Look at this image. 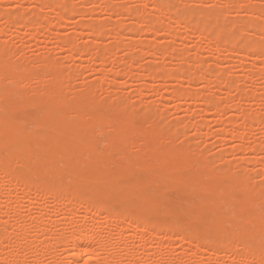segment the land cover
I'll return each instance as SVG.
<instances>
[{
  "label": "bare ground",
  "instance_id": "obj_1",
  "mask_svg": "<svg viewBox=\"0 0 264 264\" xmlns=\"http://www.w3.org/2000/svg\"><path fill=\"white\" fill-rule=\"evenodd\" d=\"M80 1H83L82 5L88 1L92 4L90 12L95 11V8H99L111 15L118 14L117 12L120 7H122L120 11L124 9L125 13H127L126 9H128V7L123 8V5L119 6L120 2L117 3V0ZM31 2L38 9V12L33 13L32 17L27 15L30 18H27L26 14L10 12L0 5V20L2 17L5 18V20L3 19L5 23H3V29L6 27L5 25L7 27L11 25H16L17 27L19 25L17 29L19 27L28 29L30 30L27 32L29 35H38L39 31L42 32L43 29L46 32L40 34H43L41 42L48 41L50 34H53L54 41L58 43V47L70 53L65 60H74L73 55L78 54L92 64L99 62L101 66H104V64L108 65L112 61L111 57L115 56L112 50L115 49L116 53L118 46L123 47L121 44L128 37L124 36L121 32L124 29L123 25L125 26L122 23V27L117 25L118 29L117 27L112 28L116 29L115 31L111 29V31H114L111 32L114 34L111 36H114L113 38L116 40L113 42L114 48L109 47L111 45L95 46L91 42L92 39L100 40L101 37L104 38L103 35L108 33L107 27L109 26L107 25L109 24L104 23L101 19L96 18L94 20L93 17L91 21L80 22L79 26L77 25L78 28L81 27L80 29L85 31L81 33L77 32L80 40L81 36L84 35L88 38L86 39L87 42L75 43L70 36H59L60 32L58 29L62 27L61 22H64V24L70 22L72 15H74H70V13H73L77 4L80 3H76V1L74 5L71 0H31ZM149 2L152 3L151 6L153 5L154 10L156 9L159 15H154L155 17L152 20L150 19L151 22L149 24L144 19L147 15L144 12L146 9H143L146 8L143 3L139 5L140 7L135 4L138 6L134 5L136 9L133 6V9L129 7L128 19L132 18L138 21V23L134 21L136 27L134 25L131 27L126 25L127 28L125 29L130 34L132 32L141 33L144 29L143 27H146L145 29L150 27L151 29L154 24L164 21L162 17L172 19L174 16H171V12L178 10V6H176L178 0H165L163 6H166L167 9L159 4V0ZM242 2L246 3V5L241 4ZM220 3L222 5L211 12L204 10H191L189 12V10H186L183 14V10L181 12L183 14L181 19L185 23L193 24V27H189L188 24V27H186L187 25L184 26L182 24L185 28L184 34H196L204 39L203 41L205 42L212 40L217 42L222 41L223 38H227L228 41L226 42H230L229 45L231 46H225L228 43L221 45L218 42L219 49H225L228 52L236 51L235 53L239 54L240 57H247L250 52L256 50L255 52H260L261 57L264 58V42L259 39L260 37H264V6L261 8V12L258 11V13L255 5L259 3L257 0L255 4L254 0H223ZM100 4L104 6L102 5L103 7H101ZM80 5L78 6L79 9H81ZM169 7L170 9L177 8L170 11ZM227 9L243 10L248 19L246 21L242 19L241 22H238L242 24L234 25L230 29L218 27L222 24V19H225V14L228 12ZM81 10L84 11V8ZM75 11L77 12L78 10L75 9ZM87 11L82 13L83 16ZM47 13L53 14L54 17L46 19ZM78 13L76 15H82ZM178 13L180 14V11ZM83 16L81 17L83 18ZM132 19L131 21L129 20L131 23L133 22ZM146 19L149 20V18ZM107 20L110 21V19ZM127 21L126 23L130 25L131 23ZM183 21L181 23H184ZM136 24H138V27ZM21 25L23 26L21 27ZM75 25L73 24L74 27H76ZM111 27L113 26H110L109 29ZM145 29L143 32L146 33ZM159 31L160 29L157 30V32ZM3 32L5 33V31H0V35ZM155 32V30L152 32L154 36L157 35V33L156 35L154 34ZM4 33L0 36V264L20 263L23 258L21 250L22 248L26 250V247L30 252L27 259L28 264H41L45 256L48 257L49 262L57 264L60 262L63 254L65 257H68V264H115L119 257L118 253H109L105 248L101 253L93 246V244L99 243L101 245L103 242L107 244V242L112 241L110 229L106 230L103 229V226H99L100 230L98 232L94 230V221L97 218H102V216H106L109 220L113 221L122 231L139 229L140 232L149 233L152 238L164 237L167 245L165 262L163 264H171V260L179 258L173 256V238L177 233L179 235L180 232L179 230L175 232L174 227L177 226L184 230H190L192 223L204 229V237L200 241L193 233V235L185 234L186 236L184 234L182 236L181 234V237H179L181 240L179 247L182 248V252L188 257H195L197 254H201L200 252H204L206 253V260L211 264H218V260L226 255L229 256L228 264H264V244L261 245L264 239L261 238L263 242L260 239V244H255L256 248H259L258 250L256 248L253 249V244L249 246L252 243L250 240L254 237V233L259 238L264 236V227H261L264 225V220L261 219L260 215V218L254 217L258 216V212L256 213L257 215L253 214L254 216L251 215L252 213H249L252 206L258 205L254 208L255 211L251 212L255 213L259 210L258 207L260 206L261 208H259L263 212L259 210V213L264 214V194L261 197L262 199L259 194L258 196L254 195L257 194L254 190V194H251L252 189L248 188L245 183L247 176L236 175V170L239 169V166L241 167L243 162L242 159L240 165L236 161L237 159H234L230 164H224L222 158L217 157L216 161H219L218 163L222 162L221 164L223 165L219 164V167H212L206 156L190 153L187 147L188 141L183 140L184 138L182 139L183 144L180 147H177L179 143H172L171 138L173 135L171 134V136L169 132L173 131V126H171L172 129L168 128L171 130L169 132H159V130H156L159 125L157 124V127L153 126L150 118V115L152 116L154 111L146 110L142 115L143 118L139 121L136 117L137 115L135 116V114L129 112L123 104L118 103L115 105L116 102L113 101L114 104H111L115 106L105 105V98L97 97V91L100 90L99 80L93 84H87L86 82V84H82V90L79 93H71L67 84L68 79L71 77L69 73L71 69L67 71L65 67L63 68L60 60L51 58L48 54L38 53L35 56L33 55L29 60L13 59V54L17 52L16 48L13 49L8 43L3 41V38L1 39ZM167 33H169V37L171 36L170 38L175 35V33L172 35V32L170 33L169 31ZM111 36L110 38H112ZM148 43L147 41L146 44L149 45ZM150 44L152 45V43ZM156 45L152 46L151 53H147L155 55L161 52V50L159 51L160 46L157 43ZM194 46L196 47V45ZM140 47L142 46L140 45ZM170 49L174 50L171 47ZM176 50L179 52L178 48ZM183 51L185 53L186 50L183 49ZM180 52H182L181 49ZM161 53L163 54V52ZM184 53L182 55L185 56H181V58H188L189 54L186 56ZM126 54L128 55L127 52ZM180 55L181 53H179V58ZM72 57L74 59H71ZM126 58L121 64L122 68L123 64L127 68L134 67L133 63L135 62H133L132 58ZM195 60L197 59L195 58ZM195 60L194 62L196 63ZM199 63H201V67L205 65L202 64V60ZM199 63L196 64L198 67L200 66ZM138 66L144 69L143 71H146V74H152L151 76L158 83L164 85L171 78L174 80H185L186 78L188 84L207 80V69L202 70L203 67L201 74L198 75L196 73V76L193 74L194 69L196 70L195 64V67L193 66L194 68H192L193 72H191L192 70H185V72L180 67L179 69L177 68L178 70L171 71L170 69L150 64ZM207 68L209 70V66ZM144 72H142L143 77L151 80L152 77H147ZM259 72L257 71V73ZM215 73L217 74L218 71ZM252 75L254 74L252 73ZM252 75L250 72V76ZM218 76H213V79L216 78L217 80ZM227 78L228 80L224 78L227 82L222 79L223 86L221 84L219 85L221 87H217L219 90H225V92H219L226 93V96L229 94L231 97H225V102L220 101L221 105L217 102L218 100H215L214 102L217 104L214 107H211V102L215 98H213L215 92L211 91L207 96L200 91H191L189 87H175L172 90L170 88V92L172 93L171 95L182 96L186 100H193L197 105L198 103L203 104L202 102H206L208 107L206 106L207 108L203 109L204 113L212 111L214 114H220L226 111V108H235L236 110L238 106L230 102L236 98L240 99L243 97L244 91H246L239 84V86L237 84L233 85L236 82L232 83L231 78L230 80L229 77ZM112 83L115 84L117 82L113 81ZM31 84H34V87H31ZM25 87L26 89H24ZM250 92L248 91L249 95H247L246 91L244 98L248 96V98L252 99L251 97L254 96V99L256 93L251 94ZM227 98H231L232 101L230 100L229 102ZM223 102L225 104L230 103V107H224L225 104ZM39 110L44 112L46 117L54 114H56V117L53 121L46 123V128L41 129V132H43L42 136L36 137L30 133L33 131V129L30 130V126H28L30 132H27L25 125L33 118L36 111ZM200 110L201 108L199 109V113ZM186 111L189 112L188 109ZM243 112H241L242 116L241 114V117L239 116L240 123L233 120L225 121L227 125L231 124V127L229 130H225V134L222 132L224 136L218 134L220 137L237 138L242 142L238 148L233 147L234 151L239 148L242 152H245L246 149H251L257 155L256 151L264 152V141L261 142L255 138L252 141L250 140L251 142L248 141V145L245 146L247 141L246 135L255 130L253 129L254 124L259 125L256 128L257 130L260 129L262 131L261 128L264 129V116L257 112H248L246 110ZM144 118L146 126L142 124ZM147 119L150 120L148 121ZM137 121H139L138 124H136ZM147 121L152 126L147 124ZM225 122L221 123L222 126L226 125ZM195 123H193L194 126L190 124L192 125L190 127H193L194 131H196L194 132L195 135L197 133L199 135L202 128L206 129L204 127L206 125L202 123L203 126L199 122ZM186 126L187 124L184 128ZM161 127L162 129L160 128V130H163L164 127L162 125ZM175 131L173 133L176 135L178 132L177 130ZM226 133L229 137H225ZM101 135L104 136V140L107 142V147L104 150L98 148V137H101ZM140 140L142 145L140 144ZM136 145L137 150L130 151V148H134ZM138 148H142L141 152ZM138 152L140 154L136 155ZM260 154L258 155L259 157L255 156V159L253 158L254 155H251L253 156V161L252 159L249 161L263 163L264 156ZM245 161L247 163L248 159ZM21 169L22 171L24 170V173L31 172L40 176L42 178L41 182L36 184L34 181L32 183L27 180V182H22L21 184L19 181L15 183L16 180H19L15 175ZM23 178H25V175ZM50 179L54 180L53 183L55 182L56 186L54 185L55 188L53 190H51L52 188L49 189V191L51 190L49 197L52 202L54 201L57 204V208L52 212H48L43 207L38 209L37 214H34L35 216L33 215L32 217L29 210L32 205L31 199H27L23 208H21L20 196L17 192L19 190H21L19 193L35 191L37 195L47 193L44 191H46L45 189H47L46 186ZM18 186L20 187L17 188ZM153 186L155 188H152ZM10 189H14V192ZM256 191L258 193L261 192L258 189ZM79 195L84 197V200L81 202ZM252 195L256 198L258 197L261 201L256 198H253L256 202L251 201ZM258 201L260 204H257ZM74 204H78L81 207L78 213L73 208ZM187 204H193L194 208L188 215L189 219L186 220L182 218V213L186 209ZM112 207H118L119 212H109L108 209ZM230 213H234V215L232 216ZM3 216H6V220L2 218ZM11 219H13V226L15 227L9 231L10 229L8 228L10 226L8 223L12 221ZM14 219L17 220V224ZM98 223L101 225V222ZM226 223H229L230 226L228 225V227L232 228L231 230L234 229L240 233L235 234L231 230L232 233L228 232L225 226ZM10 225L13 227L11 223ZM160 225L162 227L159 228ZM26 229H33L31 231L33 233L26 236ZM39 236L43 237L38 239ZM249 237L251 239H249L250 244L248 243V247L246 246L245 239L247 240ZM256 238L252 240L255 241ZM259 238L256 241L259 242ZM77 239H79L80 243L72 246ZM121 239L124 238L122 237ZM243 241L246 243L245 245ZM5 244H7V250L3 249V247H6ZM259 245L260 247H257ZM261 246L263 250L260 249ZM57 247H60L61 252L57 253L55 251ZM143 250L142 261L144 264L151 262L155 264L161 263L159 262L160 245L154 246L152 250L149 248H143ZM132 259L135 261L134 264H136L135 258L132 257Z\"/></svg>",
  "mask_w": 264,
  "mask_h": 264
},
{
  "label": "rangeland",
  "instance_id": "obj_2",
  "mask_svg": "<svg viewBox=\"0 0 264 264\" xmlns=\"http://www.w3.org/2000/svg\"><path fill=\"white\" fill-rule=\"evenodd\" d=\"M76 1L71 0V2H73L74 5L76 3H80L81 5L83 4V1H80V0L79 1L76 0ZM149 1L153 2V0H141V1L140 0H121V1L117 0V3L120 2L119 3L120 5L118 4L119 6L123 5V8L128 7V9L125 8L127 10V13H125L126 11H123L124 9L122 11H120V9H122V7H120L118 12H117L118 14L115 13V14H111V15L108 14L107 12L103 11V10H100L99 8H95L94 9L95 11L90 12V10L92 8V4L89 1H88L89 3L87 2L88 4L84 3V5H82L84 8V11L81 10V9H83L82 6L80 4H77V6H76L77 8L75 7V9L78 10L77 11V12H79L78 14H80V13L82 14L83 12L85 13V11L88 10L86 12V14H84V16H83V14L82 15H76L77 12L74 9V12L70 13V15L74 14L71 17L70 22H68L67 24H64V22H61L62 27H60V28L58 27L59 29L57 28L58 31L60 32L59 36H61V37L70 36L72 38L73 42H75V43L87 42L86 39H88V38L85 37L84 35L81 36L82 38L80 40L79 34L77 32L81 33V32H85V31L81 30L80 29L81 27L78 28L77 25L80 22L91 21L93 17H94L93 18L94 20L96 18L101 19V21H104V23L109 24L107 26H109V27L113 26L110 29H109V27H107L109 29V31L107 29V32L108 33L110 32L109 33L110 35L108 33H105V35H103L104 38L101 37L100 40H93L92 39L91 42L95 46L111 45L109 47L114 48L115 45L113 46V42L116 40L113 38L114 36H111V35H114L111 32H114L116 29L114 30L112 28L117 27V29H118V26L122 27V23L125 24V26L123 25V28H124L123 31H121L124 36H126V37L128 36L127 39H125L123 42V44L125 43L124 44L125 46L123 44H121V46H123V47H119L120 46L119 45L117 48L119 50L116 49V53H115V49L112 50V51H114L113 55H115V56L110 54L113 56V57H111L113 62L110 61V63L112 62L111 64L106 63L108 65L104 64V66H101V64H99V62L92 64L87 59L85 60V58L83 56H79L78 54L73 55V57L75 59L73 57L71 59H74V60H69V59L65 60V58H68L67 55L69 56L70 53L67 50H65V49L62 50L58 47V43L56 41H54L55 38H53V34H50V36H49L50 38L48 41L41 42V39L43 38L42 35L46 32V31H43V29H42V32L39 31L38 35H35V34L29 35V33H27V32L30 30L25 29L24 27L23 28L19 27V29H17V27L19 25H17V27H16V25L15 26L11 25L12 27L11 26L7 27V25H5L7 27V29H5L6 27L3 29L4 24H5L4 23V20H5L4 17H2V19L0 20V31H5L6 34L3 32L4 36H2L1 39L3 38V41L8 43L9 46H11L13 49L16 48L17 52L15 54H13V56H12L13 59L29 60L32 58L33 55L35 56L38 53H42V54H48L51 58H57L58 60H60L62 65H63V68L65 67L67 69V71L69 69H71L69 71L71 77H70V79H68L67 84H68V88H69L70 92L73 94L77 93V92L79 93V91L82 90V84H86V82H87V84H93L99 80L100 81V90L97 91V97L98 98H105V100H104L105 105H108V104L112 105V104H114V102H116L115 105L118 103L123 104L126 106V109L129 112L135 114V116L137 115L136 117L139 119V121L141 120V118H143L142 115L146 110H152V112L154 111L152 113V116L150 115V118H151V121L153 123H156V124H153L151 122V124L153 126L157 127V124L159 125L156 130H159V132H162V131H168L169 132V131H171L169 129H172L171 126H173V129H172L173 131L169 132L170 135L171 134L173 135V136L171 135L172 136V138H171L172 143L173 142H174L173 144L179 143V145H177V147H180L183 144L182 143L183 140H187L188 141L187 147H188V150L190 151V153L191 154H202V155L206 156L209 164L212 167H219L220 165H223V164H221L222 162H224V164H227V163L230 164L234 159L235 160L237 159L236 161H238V163L240 165L241 161L243 160L241 167L239 166L238 167L239 169L236 170V175L237 176L246 175L247 180L245 181V183H246V186L248 188L252 189L251 194H254V191H255L257 194H254V195L258 196V194H259L260 198H261L262 195L264 194V193H262V192H264L263 191V188H264V161H263V163L252 162L253 158L255 159V156L259 157L258 155L261 153V151H258V152L256 151V153H258L257 155L255 154V152H252L254 150H251V149L250 150L246 149V151L248 150V152H246V151L242 152V150H240V148L238 150L234 151L233 149L238 148L242 144V142L240 140H238L237 138L230 139V137L227 135V133H226L225 137H229V138L220 137L219 134L222 135V132H223V134H225V132H226L225 130L226 129L229 130V128L231 127V124L227 125V123L225 121L233 120V121L240 123L241 121H240L239 116H240L241 112H243L244 110H246L248 112H257V113L262 114L264 116V58L261 57L260 52H255L256 50L250 52L247 57H244V56L240 57L239 54L235 53L236 51H234V52L229 51L228 52L225 49H219L220 48V46H218L219 43L221 45L228 43L225 46H231V45H229L230 42H226V41H228L227 38L226 39L223 38L222 41H217V42L215 40L205 42V41H203L204 39L200 38L196 34H193V35L192 34H190V35L184 34L185 28L183 27V25L186 26L188 24L189 27H193V24L185 23L181 19L183 14L186 12V10L187 11L189 10V12H191V10H202V11L204 10V11L211 12V11L218 9L219 6L222 5L220 3V1L223 2V0H215V1H210V0H178V2L176 4V6H178L177 11L178 12L180 11V14H181V12L184 10L183 14L180 15L177 11L171 12L172 13L171 16H174V17H172V19L168 18V17H162L164 21H162V19H161V21H162V22L160 21L161 23H156L157 25L154 24V25H156V27H154V25L152 26L151 29H150V27H148L147 29H145L146 27H143L146 30V33L143 32L144 31V29H143L141 31V33L132 32L131 33L132 35H131L129 33V31L127 29H125V28H127L126 25L128 27H131L132 25H134V27H136L135 22L138 23V21H137V19L135 21V19L131 18L133 22L135 21L134 23L133 22L131 23L130 22L131 19H128V17H129L128 10L130 9L129 7H131L132 9L134 7L136 9V7H138L139 5H141L143 3L146 7V8H143V9H146V10H144V12L147 15L146 16L145 14H143L144 16H146V17H144V19H145V21H147L150 24V22H151L150 19L152 20L153 17L157 16L158 12L156 11V9L154 10L153 5L151 6L152 3H150ZM74 2H76V3H74ZM164 2H165V0H162V1L159 0V4L163 8L164 7L166 8V6H163ZM255 2H256V0H254V4H255ZM257 2H259V3L255 4L256 5V11L261 12V8L264 6V4H263L264 0H261V1L257 0ZM135 4H137L138 6ZM241 4H244V2H242ZM0 5L5 7V9H7L10 12H13L16 14H20V13L26 14L27 18L32 17L33 13L38 12V9L36 7H34V4L31 2V0H0ZM79 5H80L81 9H79V7H78ZM102 5H101V7L104 6V5L103 6ZM245 5H246V3L244 4V6ZM242 6H240V7H242ZM85 8H86V10H85ZM176 8L177 7H174V9H176ZM169 9H170V7H169ZM174 9L171 8L170 11L174 10ZM227 10H228V12H226V14H225V19H222V21H221L222 24L219 25L218 27L230 29L234 25L242 24V23H240V24L238 23V22H241L242 19H243V21H246L248 19V16L246 15L245 11H243V10L242 11L239 9H238V11H236V9H227ZM120 12H122V13L119 14ZM173 13H175V14H173ZM177 13L179 14V16ZM27 15H29L30 17H28ZM51 15H53V14L47 13L45 18L46 19L53 18L54 15L53 16H51ZM81 16H83V18ZM146 18H149V20ZM107 19H110L111 23ZM127 19H128V21H127ZM114 21H115V23H114ZM126 21L130 22L131 24L129 25L128 23H126ZM182 21L184 23H181ZM73 24L74 25L76 24L75 25L76 27H74ZM162 24H164V25H162ZM136 25L138 27V24H136ZM188 25L186 27H188ZM22 26L23 25H21V27ZM14 27H16V28H14ZM156 28H158V29H156ZM111 29L114 31H111ZM148 29H150L149 31L154 29L156 31L154 34L156 35V33H157V35L154 36L152 33L154 30L149 32V31H147ZM159 29H160V31L157 32V30H159ZM6 30H9V31H6ZM137 30H139V29H137ZM165 30L167 32L169 31L170 33L172 32V35H174L173 33H175V35L172 36V38H170L171 36L169 37L168 36L169 33H167ZM212 31H214V30L212 29ZM41 33H43V34L40 35ZM138 33H139V35H138ZM147 33H150V34H147ZM108 35H109V37H108ZM110 36L113 38V40H112V38H110ZM259 39L262 42H264V37H260ZM140 41H142V42H140ZM147 41L149 42L148 43L149 45L146 44ZM143 42H144V44H143L144 46L142 45ZM21 43H23V44L20 45ZM150 43H152V45ZM156 43L160 46L159 51L161 50V52H163V54L161 52H158L155 55L150 54L151 50H152L151 49L152 46H155ZM182 44H184V45H182ZM140 45L143 48L140 47ZM150 45H151V47H150ZM194 45H196V47ZM147 46L150 48H148ZM197 46L199 49L197 48ZM170 47L174 48V50L176 52L173 49H170ZM177 48L179 49V52H178V50H176ZM180 49L182 50V52H180ZM183 49L186 50L185 53H184ZM130 50H131V52H129ZM147 50H149V51H147ZM126 52L128 53V55L126 54ZM132 52L135 53L136 55L134 54L135 55L134 56ZM147 52H150V53L148 54ZM186 52H188L187 54H189L188 58L185 57V59L184 58L182 59L181 58V56H183L182 53L186 54ZM179 53H181L180 58L178 57ZM187 54H186V56H187ZM194 54H196L199 57H197ZM136 56H140V57H136ZM193 56H195V57H193ZM126 57L132 58L133 62H135V63H133L134 67L132 66V68H127V66H125L123 64V68H122L121 64L124 62V59H127ZM195 58L197 60H195ZM179 59L180 60L182 59V60L180 61ZM134 60H136V61H134ZM183 60H184V62H183ZM194 60L196 61V63L194 62ZM200 60H202L203 65L205 64L204 66H202L203 69L200 65L201 63H199ZM214 60H217V61H214ZM80 61H81V63H80ZM198 63L200 65L199 67H198V65H196ZM145 64L146 65L150 64L152 66L153 65L154 66H161V67L170 69L171 71L178 70L180 67L181 70H184V71L185 70H188V71L192 70L191 72H193L192 68H194L196 66L195 67L196 70L194 69V72H193V74H195V76H196V73L198 75L201 74V69L202 70L207 69V72L208 71L209 72L207 73L205 71L206 72V79H207L206 81L202 80V81H197V82L192 83V84H188L186 78H185V80H183V79L182 80H179V79L174 80L171 78L168 80V82H165V85H164L162 83L161 84L158 83L156 81V79L154 80V78L151 76L152 74L148 75L145 73L146 71L145 72L143 71L144 69H142L139 66L137 67V65L141 66V65H145ZM187 64H188V66H187ZM194 64H195V66H194ZM208 66H209V70L207 68ZM127 69H129V70H127ZM140 70H142V71H140ZM219 70H220V73L222 71L221 75L219 73ZM217 71L219 74L215 73ZM257 71L258 72L260 71V72L257 73ZM142 72H144L147 75V77H152L153 79L151 78V80H150L148 78L149 80H147V78L143 77ZM250 72H251V75L253 73L254 75H256V77H254V75L250 76ZM210 73H212L214 77H216V75H219L217 80H216V78L213 79V76ZM146 75H144V76H146ZM227 77H229V80L231 78V80L233 81V82L231 81L232 83L236 82L233 85L237 84V86H239V85L242 86L241 88H243L244 90L247 91V95H249L248 91L249 92L251 91L250 92L251 94L256 93L255 98L253 99L254 96L251 97L252 99L248 98V96H246L247 98H244V96L246 95L245 94L246 91H244L245 92L243 94L244 96L241 97L240 99L236 98L232 101L231 98L230 99L227 98V99H229V102H230V100L232 101L230 103L238 106L239 108L237 107L236 110H235V108L234 109L226 108L225 109L226 111H224L220 114H214V113H212V111L210 113H204L205 111L203 109H206L208 107L206 102H202L203 104L198 103V105H197V103H195V101H193V100H186V99H184V97L182 98V96L171 95L172 93L170 92V88L172 90L175 87H179V88L189 87L191 89V91H200L201 93H203L205 95L210 94L211 91L213 93L215 92L213 95V98L215 97L216 99L214 98L212 101L213 103L211 102V107H214L217 104V103L215 104V102H214L215 100H218L217 102L220 104L221 103L220 101L225 102V99H226L225 97H227V96L231 97L229 94H227V96H226V93L223 94V92H225V90H219L218 89V87L223 86V80L222 79L226 78V80H228ZM113 81H115L117 83L114 84V83H112ZM177 81H178V83H177ZM224 81H225V79H224ZM225 82H227V81H225ZM34 84H31L32 85L31 87H34ZM219 85H221V86H219ZM24 89H26V87ZM219 91H223V92H219ZM259 96H261V97H259ZM106 99H107V101H106ZM237 99H239V100H237ZM107 102H109V103H107ZM160 103L162 104V106H160L161 105ZM227 104H225L224 107H230L229 104L228 105ZM115 105H112V106H115ZM160 108L162 111L160 110ZM200 108L203 111L201 113V110H200V113L202 115L199 113ZM186 109H188L189 112L186 111ZM241 116H242V114H241ZM55 117H56V114L51 115L50 117H46V114L44 112H42L40 110L36 111V113L33 115V118L31 120H29L25 125L27 132H30V130L33 129V131L30 132L31 134H34L36 137L42 136L43 132H41L42 131L41 129H43L44 127L46 128V123L49 121H53ZM139 121H137L136 124H138ZM148 121H147V124H149ZM223 121L226 124V125H223L224 127L222 126V124L224 123ZM195 122L196 123L199 122L201 124L203 123L204 125H206V126H204L202 124L206 129L202 128V130L199 132V135H198V133L195 135L194 132H196V131H194L193 127H190V126H192L190 124H193ZM145 123L146 122H145V118H144L142 120V124L144 126H146ZM151 124H149V125H151ZM186 124H187V126L184 128V126ZM188 124H189V127H188ZM42 125H43V127H42ZM161 125L164 127L163 130H160V128L162 129ZM28 126H30L31 129ZM193 126H194V124H193ZM258 126L259 125L254 124L253 129H255V130H252L251 132H249V134L246 135L247 141L245 143V146L248 145L247 144L248 141H250V140L252 141V139L254 140L255 138H257L258 141H261V142L264 141V139H262V138H264V129L261 128V130L263 132L260 131V129L257 130L256 128H258ZM174 127H175V130H177V132H178L176 135L173 133V132H176L174 130ZM260 127H262V125H260ZM178 128H180V129H178ZM260 132H262V133L260 134ZM215 134H217V135H215ZM222 136H224V135H222ZM259 139H261V140H259ZM179 141H181V142H179ZM138 142H139V140H138ZM106 143L107 142L104 140L103 135H101V137L100 136L98 137V148L100 150H101V148L104 150L107 147ZM141 143L142 142L140 140V144ZM140 147H142V146H140ZM136 148H137V145H136V147L134 146V148H130V151H133L134 149L137 150ZM140 150H142V148H140L139 151ZM140 152L136 153V155H139ZM263 153L264 152H262L261 153L262 155L261 154L260 155L264 156ZM251 155H254V157ZM217 157L222 158L221 163H218L219 161H216ZM239 159H240V161H239ZM247 159H248V162L246 163L245 160H247ZM250 159H252V161H249ZM23 171L21 169V171L15 175L16 178L17 177L19 178V180H16V178H15V180H16L15 183H17V181H19V183L21 184L22 182L23 183L27 182V180H29L32 183L34 181V183H36V184H39L41 182L42 178H40V176H37L31 172L30 173L29 172L24 173ZM24 175H25V178H23ZM53 181H54L53 179L49 180V182H48L49 186L47 185L46 186L47 189H45L46 191H44L47 193H42V194L37 195L35 191H26L25 193L24 192L19 193L21 191V190H19V192H17V193L20 196L19 197L20 205H21L20 207L23 208V205L27 201V199H31L32 205H31V208L29 210L31 212L30 214H32V217L34 214H37L36 212L38 209H41L43 207L48 212L54 211L57 208V204L54 203V201L52 202L51 198L49 197V193H51V190H53L56 186L55 182L53 183ZM262 186H263V188H262ZM19 187L20 186H18L17 188H19ZM259 187H261V188H259ZM50 188H52V189L49 191ZM152 188H155V186H153ZM257 189H258V191H259V189H261L260 190L261 192L259 191L260 193H258L256 191ZM10 190L13 191L14 189H10ZM79 198L81 199V200L79 199L80 202L84 200V197H82V195H79ZM253 198H256V197L253 196L252 198H250L251 201L256 202L255 200H253ZM256 199H258V197ZM261 199L260 200L258 199V200L261 201ZM259 201L257 204H260ZM251 204L254 205L255 203H251ZM257 206L258 205H256L255 207L252 206L251 207L252 210L250 208L249 213H252L251 215H253V214L257 215L258 214V216H254V215L253 216L259 217V218L261 216V219L264 220L263 219L264 214L261 213L262 214L261 215L259 213V210L261 208L260 206H259L260 208L258 207L259 210H257L255 213H253L255 211L254 208H256ZM73 208L75 209V212L78 213V210L81 207L78 204H74ZM193 208H194L193 204H187L186 209L182 213V218H184L186 220L189 219L188 215L192 212ZM108 210H109V212L111 211L112 213H114L113 211H116V213L119 212L118 207H112V208H109ZM251 211H253V212H251ZM260 212H263V211L260 210ZM109 214H111V213H109ZM230 215L233 216L234 213H232V214L230 213ZM2 218L6 220V216H3ZM11 220L13 221V219H11ZM12 221H10V222L8 221L9 222L8 224L10 226V227L8 226L9 227L8 229H10L9 231H11V229L15 227V226H13L14 221L13 222ZM19 221H20V219H19ZM94 222H95L94 230L96 232H98V230H100L99 226H103V229H106V230L110 229L112 241L107 242L108 245L105 242H103L101 245L98 243L95 245L93 244V246L101 253L104 251V248L109 253H118L119 257L116 260L117 263H115V264H134L135 261L132 259V257L135 258L136 264H140V263L144 264V262L142 261V257L144 254L143 248L144 249L149 248L150 250H152L154 248V246H156V245H160V258H159V262H161L160 264H163L165 262L166 245L167 244H166V239L164 237L152 238V237H150L149 233L140 232L139 229H127V230L122 231L119 229V227L117 225H115V223H113V221L109 220L106 216H104V217L102 216V218H97ZM98 222H101V225ZM10 223L12 224L13 227H11ZM15 223L17 224V220H15ZM16 224H14V225H16ZM226 224H225V226L227 228L226 230L229 232L232 228L228 227L229 223H226ZM160 227H162V226L160 225L159 228ZM261 227L263 228L264 225H262ZM32 230L26 229V232H25L27 234L26 236H28L29 234H32L33 233V232L31 233ZM174 230H175V232H177L178 230L180 231L179 235H178V233L177 234L175 233L176 235L173 238L174 239L173 256H176L179 258H174L173 260H171V264H211L210 262H208L206 260V253L200 252L201 254H197V256H195V257H188L185 253L182 252V248L179 247L180 243H181V240L179 239V237H181V234H182V236H183V234H184V236H186L187 234H189V235L194 234V235H196V237L200 241H202L203 237H204V229L203 228L197 227V225H194L192 223L190 230H184V229H181L177 226L174 227ZM231 231L234 232L235 234L240 233L239 231L237 232L234 229ZM263 231H264V229H263ZM42 237L43 236H39L38 239L39 238L41 239ZM122 237L124 239H121ZM251 237H253V236H251ZM251 237H249L247 240L245 239V242L247 244L244 243V241H243V244L244 245L246 244V246H248L249 239H251ZM255 237L259 238V236H257L256 233H254V237L252 239H255ZM200 238H202V239H200ZM257 238H256V240H258ZM261 238L264 239V236L263 237L261 236L259 238V242L256 240L253 241L251 239L252 241L250 240V242H252V243L251 244L249 243L250 244L249 246H252V244H253L252 247H253V249H255L256 245L261 243L260 242L261 240L263 242V239H261ZM79 243H80V241H79V239H77L72 246H75ZM263 244H264V242L261 243V245H263ZM5 245H6L5 248L3 246L2 247L4 250L5 249L7 250L8 249L7 244H5ZM257 247H260V245ZM59 248L60 247H57L55 249V251L57 253L61 252V250ZM188 248L189 247L187 245V249ZM263 248H264V245H263ZM263 248L261 246L260 249L263 250ZM25 249L26 250H23V248H22V250H21L23 255H21V254L20 255L23 258H22L21 262L18 264H28L27 259L29 256L28 254L30 252L28 251L29 249L27 247ZM256 249L258 250L259 248H256ZM228 257L229 256H227V255L223 256L222 259L218 260V264H228ZM67 259H68V257H65L63 254V256H61V258H60V262L57 264H68ZM93 263H95V262L93 261ZM5 264H7V263H5ZM41 264H54V263L49 262L48 257L45 256L42 259ZM147 264H155V263L151 262V263H147Z\"/></svg>",
  "mask_w": 264,
  "mask_h": 264
}]
</instances>
